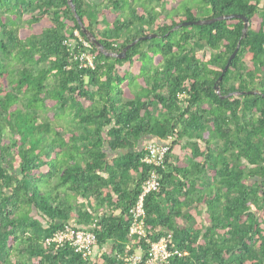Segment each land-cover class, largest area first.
<instances>
[{
	"label": "trees",
	"instance_id": "trees-1",
	"mask_svg": "<svg viewBox=\"0 0 264 264\" xmlns=\"http://www.w3.org/2000/svg\"><path fill=\"white\" fill-rule=\"evenodd\" d=\"M68 1L0 0V264H126L147 250L129 210L149 175L145 146L169 137L159 190L144 198L147 239L168 238L171 264H264V98L243 94H264L262 0H200L203 19L245 17L242 39L240 19L171 32L200 19L192 7L179 20L148 0ZM75 14L113 55L157 36L124 59L91 44L94 67L82 68ZM150 51L158 67L140 65V89H124ZM93 224L87 257L46 243Z\"/></svg>",
	"mask_w": 264,
	"mask_h": 264
},
{
	"label": "built area",
	"instance_id": "built-area-1",
	"mask_svg": "<svg viewBox=\"0 0 264 264\" xmlns=\"http://www.w3.org/2000/svg\"><path fill=\"white\" fill-rule=\"evenodd\" d=\"M74 35L82 46V50L74 56V60L78 61L82 68H93L94 56L90 52L92 48L90 41L81 39L77 32ZM67 44L71 46L74 42ZM171 141L172 137H169L163 144L149 143L145 146L146 154L142 162L150 168V171L147 180L142 185L141 194L129 210L132 220L129 236L136 238L138 241L145 239L148 248L147 250H143L140 247L137 248L134 254L124 258L126 264H171L170 258L177 255V251H169L168 238L162 237L156 242L147 239L146 212L144 208V198L149 193H155L159 190V170H164L166 167ZM94 226L93 224L91 227H82L76 230L66 227L63 231L55 234L52 239L46 240V243L54 242L61 245L67 242L75 247L78 252L82 253L83 257H87L93 253L95 248L96 235L93 231Z\"/></svg>",
	"mask_w": 264,
	"mask_h": 264
},
{
	"label": "rangeland",
	"instance_id": "rangeland-1",
	"mask_svg": "<svg viewBox=\"0 0 264 264\" xmlns=\"http://www.w3.org/2000/svg\"><path fill=\"white\" fill-rule=\"evenodd\" d=\"M133 1L137 5L139 0H133ZM143 1L145 2V0H143ZM146 2L151 4L152 7L157 8V9L159 8V6H162L164 8V10L167 12V14H165L164 12H162V13H164L167 18L178 17L179 20H183L182 15L185 14V9L190 8V7L193 8V10H194L193 14L196 18L203 19L201 17L205 16L207 14V12H206L205 8L202 6L200 0H161L159 5H158V2L155 0H153V1L148 0ZM262 4H264V0H262ZM157 9L155 10L156 13L158 11ZM200 19H198V20H200ZM181 23H183V22H181ZM183 28H185V27H183ZM187 28H189V27H187ZM148 35H151V33H149ZM151 52L152 51H150V53ZM197 52H198L200 57H202L204 54H206V51L204 52V51L197 50ZM150 53H148L149 55H147V57H145L144 60L142 59V60L137 61V62L135 61L131 65H129L128 71L130 74L129 73L128 74L130 75V77L132 76L134 81H132L131 78L128 76L127 77L128 80H126V82L123 86L124 89H127V88H130L133 90H139L140 89V87H141L140 82H139L140 80L136 79L139 77L138 75H139L140 65L141 66L145 65V66L150 68L152 66L154 67V65L152 64V62H153L158 67V65H157L158 59H159L158 55L153 53V52H152V55H150ZM149 61H151V62H149Z\"/></svg>",
	"mask_w": 264,
	"mask_h": 264
},
{
	"label": "water",
	"instance_id": "water-1",
	"mask_svg": "<svg viewBox=\"0 0 264 264\" xmlns=\"http://www.w3.org/2000/svg\"><path fill=\"white\" fill-rule=\"evenodd\" d=\"M69 4H71V1H68ZM73 9V6H71ZM75 18L77 19L81 30L83 34L86 36V38L90 41V43L97 48L100 52L104 53L107 56H113L116 57L117 59H124L126 57V52L129 50L132 46H134L138 41H143V40H150L155 38L157 35L156 34H151V35H146L144 37L138 38V40L134 41L130 45H127L125 48L121 50V52L117 55H113L111 53H106L103 50L102 45L97 41V39L86 29L85 25L82 23V21L79 19V17L75 14ZM230 19H240L243 22V35L241 37L244 38L246 36V32L248 29V20L243 17L242 15L238 14H233V15H226V16H220V17H213V18H206V19H200V20H195V21H184L183 23H180L178 26L174 27L171 32L178 30L183 27H190V26H207L211 25L216 22H220L223 20H230ZM240 48V41L237 43L236 48L234 49L233 53L229 56L224 68L222 69L221 75L218 77V79L215 81V84L213 86L214 91L216 93H219V84L222 81V78L224 74L226 73L232 59L236 56L238 53V50ZM243 94H248V95H261L264 98V94H260L259 91H253V92H245Z\"/></svg>",
	"mask_w": 264,
	"mask_h": 264
},
{
	"label": "crops",
	"instance_id": "crops-1",
	"mask_svg": "<svg viewBox=\"0 0 264 264\" xmlns=\"http://www.w3.org/2000/svg\"><path fill=\"white\" fill-rule=\"evenodd\" d=\"M160 144H162V143H160ZM186 149H185V147L183 146V144L179 147H176L174 150H173V152H172V156L174 157H172V162L173 163H175V161H176V158H179L180 160H183L184 159V151H185ZM78 201H81L80 199H77V202ZM90 201H93L92 199L90 200ZM79 227H81V226H79Z\"/></svg>",
	"mask_w": 264,
	"mask_h": 264
},
{
	"label": "clouds",
	"instance_id": "clouds-1",
	"mask_svg": "<svg viewBox=\"0 0 264 264\" xmlns=\"http://www.w3.org/2000/svg\"><path fill=\"white\" fill-rule=\"evenodd\" d=\"M163 143H165V142H163ZM163 143H162V144H163Z\"/></svg>",
	"mask_w": 264,
	"mask_h": 264
}]
</instances>
